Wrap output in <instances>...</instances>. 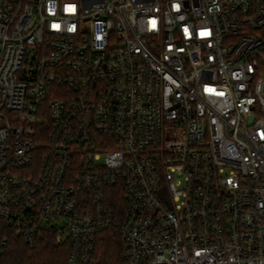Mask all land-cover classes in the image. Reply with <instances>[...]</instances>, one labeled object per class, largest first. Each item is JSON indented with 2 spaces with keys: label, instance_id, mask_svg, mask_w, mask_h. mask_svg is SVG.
<instances>
[{
  "label": "built area",
  "instance_id": "obj_1",
  "mask_svg": "<svg viewBox=\"0 0 264 264\" xmlns=\"http://www.w3.org/2000/svg\"><path fill=\"white\" fill-rule=\"evenodd\" d=\"M10 229L264 264V0H0V264Z\"/></svg>",
  "mask_w": 264,
  "mask_h": 264
},
{
  "label": "trees",
  "instance_id": "obj_2",
  "mask_svg": "<svg viewBox=\"0 0 264 264\" xmlns=\"http://www.w3.org/2000/svg\"><path fill=\"white\" fill-rule=\"evenodd\" d=\"M110 204L115 209L126 208L123 195L116 193ZM10 242L4 253L2 264H67L69 246L58 245L47 238L35 247H30L24 238L13 229L8 230ZM96 264H126L123 244L117 231L105 230L100 238Z\"/></svg>",
  "mask_w": 264,
  "mask_h": 264
},
{
  "label": "snow or ice",
  "instance_id": "obj_3",
  "mask_svg": "<svg viewBox=\"0 0 264 264\" xmlns=\"http://www.w3.org/2000/svg\"><path fill=\"white\" fill-rule=\"evenodd\" d=\"M153 26H155V21H153ZM207 35H209V33H207V32H202L201 33V36H207Z\"/></svg>",
  "mask_w": 264,
  "mask_h": 264
}]
</instances>
